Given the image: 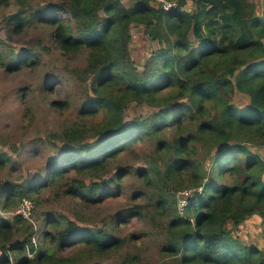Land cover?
I'll use <instances>...</instances> for the list:
<instances>
[{
	"label": "trees",
	"instance_id": "trees-1",
	"mask_svg": "<svg viewBox=\"0 0 264 264\" xmlns=\"http://www.w3.org/2000/svg\"><path fill=\"white\" fill-rule=\"evenodd\" d=\"M126 1L0 0V11L14 10L0 69L40 66L33 49L16 54L10 44L36 23L51 28L68 59L84 56L43 91L65 83V99L51 106L73 112L48 133L56 155L22 183H0V264H106L130 241L49 212L52 231L38 232L12 215L29 199L37 223L44 190L92 207L127 194V215L159 234L164 264H264V247L239 235L251 221L264 234V10L250 0H177L169 11L156 0ZM139 28L149 44L136 60ZM132 108L142 111L130 116ZM26 116L33 121L34 110ZM10 162L0 154V170ZM183 191L191 194L181 213Z\"/></svg>",
	"mask_w": 264,
	"mask_h": 264
},
{
	"label": "rangeland",
	"instance_id": "rangeland-1",
	"mask_svg": "<svg viewBox=\"0 0 264 264\" xmlns=\"http://www.w3.org/2000/svg\"><path fill=\"white\" fill-rule=\"evenodd\" d=\"M177 2V0H174ZM258 6L261 13L264 10V0H250ZM127 1L124 0V3ZM42 5L45 6L44 2ZM192 8V4H188ZM14 13L13 8L0 11V36L6 39L5 20ZM133 36V58L141 60L147 54L148 38L143 35L141 28ZM51 28H44L35 24L14 43H10L16 54L23 55L26 50L33 49L38 55L40 66L33 70L25 68L19 72L3 71L0 69V154L6 153L11 162L6 169L0 170V183L11 181L13 184L22 183L36 170L43 167L45 161L56 155V150L51 146L52 138L48 137L50 131L61 132L69 123L73 112L58 114L51 106L53 100H64L66 91L63 86L55 94L45 96L43 91L52 86V77H67V67L82 66L84 56L77 59H68L56 46L51 38ZM9 42L8 40H6ZM247 100H239L240 104ZM34 110L35 118L28 120L26 113ZM141 109L132 108L130 116ZM59 143V142H58ZM255 150V149H254ZM264 156V149L260 150ZM129 191L125 192L128 193ZM115 193V192H114ZM41 201L43 205L38 208L35 226L38 232L52 231L44 223L42 213H52L53 217L62 215L72 220H77L80 225L85 224L107 228L121 239L130 240L123 250L108 259L106 264H122L125 257H138L140 264H164L167 262L159 251V234L139 218L127 215L131 201L127 194H121L117 199L106 198L103 204L97 206L78 205L69 198H58L53 190H44ZM178 198V197H177ZM1 208V207H0ZM4 217L6 213L2 214ZM120 216H126L122 223H117ZM117 223V224H116ZM239 235L251 244L264 247V234L256 221H251L239 229ZM37 240L39 236L37 234ZM48 242L39 247H48ZM69 249L63 253L67 255Z\"/></svg>",
	"mask_w": 264,
	"mask_h": 264
},
{
	"label": "built area",
	"instance_id": "built-area-1",
	"mask_svg": "<svg viewBox=\"0 0 264 264\" xmlns=\"http://www.w3.org/2000/svg\"><path fill=\"white\" fill-rule=\"evenodd\" d=\"M161 7L166 10H172L175 9L177 6V2L174 0H156ZM190 192L188 191H183L178 194V199H179V210L181 213L184 212L185 208L189 205L190 200ZM37 210L36 205L29 199H24L19 207L12 213L14 217H21L23 220L32 222L34 225L35 231H38L35 223L33 221V216L35 211ZM33 242L37 245V236L35 235V238L33 239ZM2 256V252L0 251V257Z\"/></svg>",
	"mask_w": 264,
	"mask_h": 264
}]
</instances>
